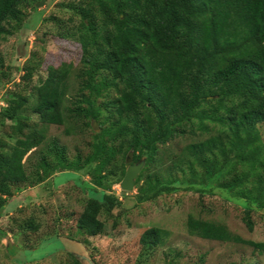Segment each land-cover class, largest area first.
Masks as SVG:
<instances>
[{"label":"trees","instance_id":"1","mask_svg":"<svg viewBox=\"0 0 264 264\" xmlns=\"http://www.w3.org/2000/svg\"><path fill=\"white\" fill-rule=\"evenodd\" d=\"M61 6L72 14L68 21L55 18L57 34L82 47L79 88L69 98L74 65L63 62L49 66L29 93L6 97L0 126L10 123L14 141L0 139V210L22 186L42 184L55 172L81 171L103 194L87 200L77 226L99 235L105 227L101 214L122 206L112 188L129 164L146 158L135 185L139 202L181 189L172 168L184 161L167 165L161 157L159 164L156 157L160 146L198 120L208 132V123L219 124L218 133L190 144L182 158L193 155L209 173L217 172L220 187L246 199L244 220L252 230L253 206L264 208L258 128L264 124V0H72ZM27 8L26 0H0V40L24 28ZM33 73L28 68L25 78ZM29 108L40 122L26 114ZM52 124L66 126L67 135L91 128L90 151L71 157L57 138L47 142ZM32 152L38 156L30 165ZM188 228L204 239L242 242L264 252V242L211 220L190 216ZM165 234L159 227L146 229L140 238L144 250L162 244ZM72 257L73 264L82 263Z\"/></svg>","mask_w":264,"mask_h":264},{"label":"rangeland","instance_id":"2","mask_svg":"<svg viewBox=\"0 0 264 264\" xmlns=\"http://www.w3.org/2000/svg\"><path fill=\"white\" fill-rule=\"evenodd\" d=\"M70 1L26 0L24 28L7 40H0V59L4 64L0 68V109L7 105L9 93H29L40 79L46 78L49 66L58 67L63 62L74 65L69 98L77 92L76 72L82 47L77 41L57 34V20L68 21L72 14L61 3ZM28 68L34 70L32 78H25ZM26 114L40 122L30 108ZM208 124L212 127L210 132L201 130L196 120L186 134L159 148L157 162L161 157L169 162L167 165L176 159L184 161L172 168L174 176L183 181L177 184L181 189L139 202L137 186L126 192L121 189V182L114 184L112 192L120 197L122 206L113 214H101L105 227L99 235L91 236L77 226L87 200L103 194L84 172H55L42 184L16 190L0 210V264H73L72 256H78L81 264H264V252L254 246L204 239L189 232L188 220L194 216L223 224L244 239L264 242V208L253 206L254 228L249 229L244 220L246 199L220 187L217 172L209 173L206 164L193 155L182 158L190 144L218 133L219 124ZM258 128L264 144V124ZM65 129L64 125H48L47 142L57 138L68 147L71 157L79 150L85 154L90 151L91 128L77 135H67ZM10 135V123L0 126V139L12 143ZM31 154L30 165L36 163L38 156L37 152ZM250 186L251 183L243 188L244 192ZM150 227L162 228L167 234L162 244L144 250L140 238Z\"/></svg>","mask_w":264,"mask_h":264},{"label":"water","instance_id":"3","mask_svg":"<svg viewBox=\"0 0 264 264\" xmlns=\"http://www.w3.org/2000/svg\"><path fill=\"white\" fill-rule=\"evenodd\" d=\"M145 161L146 158H143L139 162L130 164L128 166L126 175L120 183V187L123 191L131 192L134 190L136 179L138 178L142 168L144 167Z\"/></svg>","mask_w":264,"mask_h":264}]
</instances>
